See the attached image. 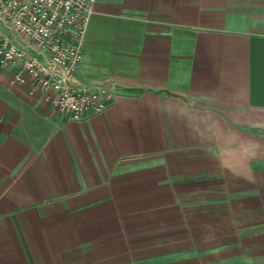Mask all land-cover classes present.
<instances>
[{
	"label": "crops",
	"instance_id": "obj_1",
	"mask_svg": "<svg viewBox=\"0 0 264 264\" xmlns=\"http://www.w3.org/2000/svg\"><path fill=\"white\" fill-rule=\"evenodd\" d=\"M82 54L80 121L0 65V264H264V0H95Z\"/></svg>",
	"mask_w": 264,
	"mask_h": 264
},
{
	"label": "built area",
	"instance_id": "obj_2",
	"mask_svg": "<svg viewBox=\"0 0 264 264\" xmlns=\"http://www.w3.org/2000/svg\"><path fill=\"white\" fill-rule=\"evenodd\" d=\"M94 4L95 0H0V65L18 67L14 82H26L23 72L31 93L40 92L54 111L75 121L101 114L111 99L104 86H84L73 79ZM6 29L28 47L14 42ZM31 48L40 56L31 55Z\"/></svg>",
	"mask_w": 264,
	"mask_h": 264
}]
</instances>
